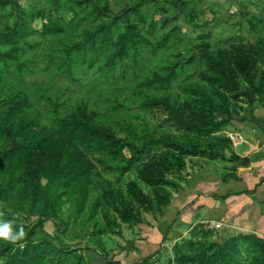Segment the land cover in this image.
<instances>
[{
    "label": "rangeland",
    "instance_id": "rangeland-1",
    "mask_svg": "<svg viewBox=\"0 0 264 264\" xmlns=\"http://www.w3.org/2000/svg\"><path fill=\"white\" fill-rule=\"evenodd\" d=\"M54 1L20 0L21 10L38 33L30 37L27 44H23L25 48L22 57L28 63V70L23 78H20L14 68L6 69L0 64V68L3 69L0 76V107L3 98L25 94L30 101V105L24 108L26 116L45 127H51L58 116L70 114L73 107L81 103L87 104L92 110L101 112L119 108L121 112L127 114V119L136 121L139 133L144 138L139 141L140 149L144 142L151 140L150 137L168 135H172L174 139L185 144L198 142L201 147H209L211 138H213L212 141L222 138L233 148L242 144H235V142L238 141L236 138L241 137L240 140L243 138L241 133L246 128L252 127L254 121L264 119V66L261 63L256 64L252 71L255 76L253 83L240 77V87L248 95L230 100L229 114L222 115L225 109H216L212 112L213 118L218 122L224 118L230 120L217 128L210 136L188 132L185 129L179 130L171 124H165L161 112L151 111L142 106L146 97L155 96L170 97L172 102L186 103L193 97L195 91L186 92V87L197 84L209 86L202 78L204 73L209 72L204 58L205 47L202 45L204 42L211 44L210 52L216 56H222L221 52H227L234 41H241L244 45L253 44L254 52L258 53V36L260 33L264 34L260 20L264 15V0H99L108 4L117 14L122 9L139 4L144 20H141L138 13H132L130 18L139 24V29L153 42L154 46L135 56L136 59L133 58L132 62L129 59L126 62L117 61V64L113 65H105L103 60L108 58L106 53L91 52L86 58L82 55L79 59H72L71 68H68L63 61L64 45L80 41L84 30L93 29L99 22L80 23L81 17L86 13V10L83 11L85 5L81 9L75 6L71 10L68 9L70 7L68 0H62L65 7L60 9V15L64 18L66 30L61 33L44 34L43 25L51 17L49 11L52 14L55 11ZM15 20V11L11 6L0 8V29L14 25ZM94 58L100 59V62L91 66ZM134 63L138 66H132ZM175 63H181V68L177 70L179 76L171 86L144 85L141 87L140 84L146 79L155 74H161L164 67ZM208 113L211 114V111ZM208 113L202 117L203 123L209 122ZM151 149L148 157L145 156L131 172L120 175L119 172L109 171L108 167L119 163L121 155L131 157L134 154L133 150L124 147L116 156H113L99 151L95 146L90 147L89 155L93 159H103L105 163L97 162L94 185L83 213L78 214L75 201L72 199L67 201V196H64L63 210L56 219H46L43 227L38 226L36 239L50 237L51 246L65 248L70 252L77 251L74 253L76 256L74 259L78 261L82 256V264H105L104 255H107L110 260L120 259L122 264H137V258L140 256L131 255L130 251L133 252L134 249L128 244L131 241H140L142 229L140 225L155 228L160 221H163L165 229L171 222L174 225L177 215H182L185 209V204L180 206L179 201L173 203L174 193L186 191L191 176L201 174L206 161L210 160L200 155L185 158L187 169L181 173L183 178L179 179L178 186L169 187L173 196L163 213L143 212V222L130 226L112 210V204L108 200L106 206L103 207L102 204L95 217L91 218L90 206L99 196L102 188L106 186L103 183V177L108 179L115 189H121L126 197L130 195L129 192L132 189H141L151 194L156 190L152 186L149 187L144 177L150 175L149 157L154 156L153 159L158 160V156L163 154L165 149L160 144H152ZM218 161H228L225 162L228 164L231 162L228 158ZM168 177L176 179L173 175ZM57 185L58 182L51 181L49 177L42 178L44 195L53 193ZM21 190L22 186L16 180L15 189L9 194L11 202L6 203L9 210L6 221L12 225L38 224L42 219L41 212L48 201L44 199L32 209L29 201L20 200ZM176 205L177 208L171 214L173 218L166 220L170 216L164 217L165 213ZM106 212L118 217L119 226L107 224L111 219L106 218ZM215 224L207 221L193 227L188 237H182L176 244L183 243L185 248L189 246L187 243L190 241L194 244L203 241L221 244L231 237L247 235L225 229L224 226L220 227L218 223ZM104 226L106 229L101 232ZM97 249L102 258L94 254ZM54 253L55 250L52 248L51 254ZM149 256L151 255L141 259ZM132 257H136L137 262ZM4 261L5 258L0 256V264ZM71 261H73L72 257ZM150 262V264H182L174 248L171 249L167 243L159 249L157 254H152ZM250 262L253 264L252 256L244 264Z\"/></svg>",
    "mask_w": 264,
    "mask_h": 264
},
{
    "label": "trees",
    "instance_id": "trees-1",
    "mask_svg": "<svg viewBox=\"0 0 264 264\" xmlns=\"http://www.w3.org/2000/svg\"><path fill=\"white\" fill-rule=\"evenodd\" d=\"M67 2L70 5L68 9L71 10L75 6L81 9L85 5L83 11L86 10V13L81 17L80 23L99 22L93 29L84 30L80 41L64 45L63 61L68 68H71L72 59H79L82 55L86 58L91 52L106 53L108 58L103 60L105 65H113L117 64V61L126 62L129 59L132 62L133 58L136 59L135 56L153 48V42L139 29V24L130 18L132 13H138L141 20H144L139 4L122 9L117 14L108 4L99 0ZM183 4L186 5V2L183 1ZM7 6L14 9L16 20L14 25L0 29V64L6 69L14 68L20 78H23L28 70V63L22 57L25 48L23 44H27L29 38L37 34L38 30L21 10L20 0H0V8ZM54 6V14L49 11L50 20L43 25L44 34L61 33L66 30L64 18L60 15V9L65 7V4L62 0H55ZM73 17L75 20L76 14ZM260 20L263 30L264 15ZM202 45L205 47L204 58L209 67V72L204 73L202 78L209 86L197 84L186 87V92L195 90L193 97L186 103L172 102L170 97L155 96L146 97L142 106L151 111L161 112L165 124H171L179 130L185 129L188 132L210 136L230 120L224 118L218 122L213 118L212 112L216 109H225L222 115L229 114L230 100L248 95L240 87V77L253 83L255 76L252 71L256 64L261 63L264 66V34L260 33L258 36V53L254 52L253 44L244 45L241 41H234L227 52H221L222 56L210 52L209 42ZM99 62L100 59L94 58L91 66ZM132 66L137 67L138 64L134 63ZM179 68L181 63L170 64L164 67L161 74H155L140 85L171 86L179 76L177 71ZM2 72L3 69L0 68V76ZM1 103L0 222H7L6 215L9 210L6 203L11 202L9 194L14 191L16 180L22 186L20 200L29 201L32 209L40 201L44 199L48 201L41 212L42 219L38 224L12 225L17 232L20 228L24 229L22 240L15 243L0 240V256L5 258L1 264H82V256L78 261L74 259L76 258L74 253L77 251L70 252L65 248L51 246L50 237L36 239V230L38 226H44L46 219H56L59 216L63 210L64 196H67V201L70 199L75 201L78 214L83 213L94 185L98 164L105 163L103 159H93L89 155L92 146L113 156L124 147L134 151L131 157L121 155L119 163L108 167L109 171L119 172L120 175L128 174L145 156L148 157L152 144H160L165 149L164 153L158 156V160H154V156L149 157L150 175L145 176L144 180L149 187L156 189L152 194L141 189H132L130 195L126 197L121 189H115L112 183L103 177L106 186L90 206L91 218L95 217L99 207H102V204L105 207L109 200L112 210L130 226L143 222V212L165 211L173 196L169 187L175 188L179 179L183 178L181 173L187 169L185 160L187 156L200 155L210 160H219L227 158L226 153L233 151L229 142L222 138H217L216 141H212L211 138L209 147H201L198 142L185 144L174 139L172 135L150 137L151 140L144 142L140 149L139 141L144 138L139 133L136 121L127 119V114L121 112L119 108L101 112L81 103L74 106L70 114L58 116L51 127H45L26 116L24 108L30 105V101L25 94H19L18 97L7 96ZM206 113L209 114L207 117L209 122L203 123L202 117ZM168 175H173L176 179L169 178ZM43 177L58 182L53 193L47 192L48 194L44 195ZM105 215L107 219H111L107 224L119 226L118 217L110 215V212H106ZM105 229L106 226L101 232ZM188 244L186 248L183 243L174 246L182 264H244L251 256L253 264H264V239L254 234L231 237L221 244L208 241L199 244L190 241ZM52 248L55 250L54 254H51ZM157 253L158 251L155 254ZM104 257L105 264H122L121 261L110 260L107 255ZM150 260L151 256L143 259Z\"/></svg>",
    "mask_w": 264,
    "mask_h": 264
},
{
    "label": "crops",
    "instance_id": "crops-1",
    "mask_svg": "<svg viewBox=\"0 0 264 264\" xmlns=\"http://www.w3.org/2000/svg\"><path fill=\"white\" fill-rule=\"evenodd\" d=\"M241 134L242 144L226 153V157L232 154L227 157L231 160L229 164L207 160L201 174L190 175L186 191L174 193L173 203L185 204L174 225L171 222L166 229L163 221L155 228L140 225V241L128 244L134 249L131 255L140 256L138 262L132 257L137 264H150L141 258L152 256L166 243L174 248L182 237H188L193 227L207 221L221 222L225 229L264 239V119L254 121ZM176 208L177 205L172 206L165 213L164 217L170 216L166 220L173 218L171 214ZM94 254L99 257L101 253L97 249Z\"/></svg>",
    "mask_w": 264,
    "mask_h": 264
},
{
    "label": "clouds",
    "instance_id": "clouds-1",
    "mask_svg": "<svg viewBox=\"0 0 264 264\" xmlns=\"http://www.w3.org/2000/svg\"><path fill=\"white\" fill-rule=\"evenodd\" d=\"M24 229L15 231L9 222H0V240L15 243L24 237Z\"/></svg>",
    "mask_w": 264,
    "mask_h": 264
},
{
    "label": "built area",
    "instance_id": "built-area-1",
    "mask_svg": "<svg viewBox=\"0 0 264 264\" xmlns=\"http://www.w3.org/2000/svg\"><path fill=\"white\" fill-rule=\"evenodd\" d=\"M236 138V137H235ZM240 138L241 137H238V138H236V140H238L237 142H235V144H238V143H242L244 140H243V138L240 140ZM211 223H218L219 224V226L221 227V226H223V224H221L220 222H217V221H211ZM216 226H217V224H215ZM218 227V226H217Z\"/></svg>",
    "mask_w": 264,
    "mask_h": 264
}]
</instances>
